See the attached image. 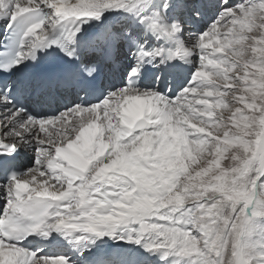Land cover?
<instances>
[{
  "label": "snow or ice",
  "instance_id": "1",
  "mask_svg": "<svg viewBox=\"0 0 264 264\" xmlns=\"http://www.w3.org/2000/svg\"><path fill=\"white\" fill-rule=\"evenodd\" d=\"M0 23V264H264V0H0Z\"/></svg>",
  "mask_w": 264,
  "mask_h": 264
},
{
  "label": "bare ground",
  "instance_id": "2",
  "mask_svg": "<svg viewBox=\"0 0 264 264\" xmlns=\"http://www.w3.org/2000/svg\"><path fill=\"white\" fill-rule=\"evenodd\" d=\"M5 29V25L4 24H2V23H0V40H1V37H2V35H3V30ZM110 244L112 243L111 241L109 242Z\"/></svg>",
  "mask_w": 264,
  "mask_h": 264
},
{
  "label": "rangeland",
  "instance_id": "3",
  "mask_svg": "<svg viewBox=\"0 0 264 264\" xmlns=\"http://www.w3.org/2000/svg\"><path fill=\"white\" fill-rule=\"evenodd\" d=\"M1 35V34H0Z\"/></svg>",
  "mask_w": 264,
  "mask_h": 264
}]
</instances>
